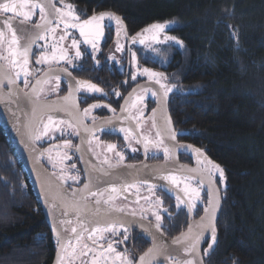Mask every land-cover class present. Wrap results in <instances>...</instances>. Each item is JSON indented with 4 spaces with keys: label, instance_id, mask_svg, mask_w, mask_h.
Returning a JSON list of instances; mask_svg holds the SVG:
<instances>
[{
    "label": "trees",
    "instance_id": "obj_1",
    "mask_svg": "<svg viewBox=\"0 0 264 264\" xmlns=\"http://www.w3.org/2000/svg\"><path fill=\"white\" fill-rule=\"evenodd\" d=\"M67 1L86 14L112 11L134 33L170 22L140 49V64L164 74L175 124L224 169L206 264H264V0ZM50 234L0 126V264H49Z\"/></svg>",
    "mask_w": 264,
    "mask_h": 264
},
{
    "label": "flooded vegetation",
    "instance_id": "obj_2",
    "mask_svg": "<svg viewBox=\"0 0 264 264\" xmlns=\"http://www.w3.org/2000/svg\"><path fill=\"white\" fill-rule=\"evenodd\" d=\"M38 2L44 6L45 16L47 19L50 18V20L55 19L57 15L55 11L56 8H64L66 4L73 5L67 0H64V4H61L60 0H38ZM76 11L82 20L87 19L94 13L99 14L100 12H109L107 10H100L85 15L82 14L81 11H78V9H76ZM3 19H10L14 28H17L16 26L21 23L34 26L44 21L41 19L38 9L35 11L31 20L27 22H23V17L16 14H5L0 12V26H2ZM102 23L105 25V35L99 42V51L96 52H93L91 45L83 43V38L80 36L78 29L67 30L68 35L63 41L59 42L58 46L62 45L68 50L69 57L73 58L71 64L66 61H60L59 63L55 61L50 63H37L42 52L49 56L52 55V45L57 44L59 37L65 35L63 25H60L54 34L49 33L46 37V41L37 40L36 44L33 45L32 54L29 56V74L26 78L23 73H21L20 78L16 79L15 73L16 71H19V69L11 68L7 60L1 61L8 67L16 82L24 90H28L35 80L38 79L45 70L51 67L67 69V71L73 75L75 79H73L74 82H72V85L75 89L78 102L77 117H80L86 126L102 122L100 128L89 133L87 142L88 152L99 168H114L126 164L141 162L143 160L149 162L168 160L171 158L172 148L167 140L160 134L157 136V133L159 132L154 123V106L156 103L155 95L152 94L154 90L147 86L138 87L143 82H155V80H149L147 74H142L143 69L145 68L151 69L153 72L156 71L150 66L141 65L139 56L140 49H146V47L149 46L148 42L151 40V35H149V33H144L143 39L145 41L143 44L139 42V39L133 43L132 37L135 36L137 32H131L126 27V34L125 31H120L118 36L117 31L120 26L117 25L114 20L110 22L111 27H108L109 21L107 18ZM49 26L54 27L55 24L48 25L47 27ZM47 27L38 35L44 34ZM5 31L7 38H10L11 34L7 33L6 29ZM17 35L21 38L22 45L26 43V39L30 37L33 38L34 36L33 34L29 36L26 32H17ZM72 39L81 42L80 51L83 55L79 59L74 58L75 49L71 47ZM117 41L123 45V51H116ZM46 43L48 46L45 48L44 45ZM7 47V42L5 41L3 47L0 48V52L7 55ZM133 53H135V59H133ZM93 55L95 58H93ZM111 57H115V59H112ZM97 61H99V63H97ZM133 75H135V79H133ZM57 76L60 77L59 82L56 80ZM25 79L28 81L27 86L25 85ZM77 80L89 81L102 89V91L92 92L84 89L77 91L75 84V81ZM44 81H47V83ZM44 81L36 94L39 100H47L65 95L71 87L70 81L59 74L52 75ZM161 83L165 84L162 79ZM117 92L120 95H116ZM137 96H143V101H136ZM170 96L171 94L169 97ZM133 103H135V107H133ZM92 105H99V107H91ZM85 109H89L87 114H85ZM47 117L43 119V122H47ZM133 117L136 118L134 119ZM170 117L176 131H185L182 135H176V143L169 142L174 145L173 150L175 148L177 151L179 161L198 168L204 167L198 163V161L204 160L205 158L217 164V162L205 153L203 148L195 145V143L189 140L188 130L179 128L175 124L171 113ZM56 120H63L64 123L60 124L58 127H51L47 134H43V124H40L39 133L37 135L39 138L36 140L37 145L41 149L40 159L43 165L65 186L71 189L78 188L86 181V176L77 151L79 127L71 120L60 118H56ZM69 125H72V127H69ZM121 129L130 130V134L126 131H121ZM125 136H128V139H125ZM145 137L159 143V146L157 147L154 146V144H149L147 151H145ZM65 141H70V144L65 146ZM181 143H190L198 147L203 155L201 156L196 152H187L180 146ZM109 144L115 145L116 147L109 150ZM165 148L169 150L167 159L164 155ZM117 154L122 155L123 160H120L119 155ZM105 160H107V163H105ZM174 174L186 175L180 172ZM72 177H77V179L74 180ZM213 178L218 183V174ZM112 185H115L118 190H120L123 185H135V187L129 188L128 191L123 192L118 191L113 193L111 191H105V189H110V186ZM148 185H150V183L134 181L122 183L114 181V183L96 186L87 191L85 198L92 201L100 199L101 203L104 204L103 200L112 197L110 203L104 205L115 210L117 208H123V213L143 218L154 224H157L155 214H159L161 216V220L159 221L161 225L160 228L170 237L184 229L190 220L197 218L202 213L207 203V192L203 186L200 191V199L196 201L194 208H190L187 202L178 205L176 196L179 195L181 199L185 201L186 197H184L183 192L180 191L179 188L173 187L168 181H165L164 187L169 188L171 194L165 192L163 187L157 185L155 189L150 191ZM192 186L200 187L196 180L192 181ZM180 187L182 188L183 185ZM90 192H98L102 193V195L93 197L89 194ZM145 197L148 199H145ZM157 197L163 201L162 206L156 203ZM165 209L167 211H165ZM109 223L114 222L99 225L106 226ZM115 224L119 227L122 223ZM61 225L63 228V233L61 235L63 247L70 239L73 244L75 243V234L72 233L73 227H75L77 233H79L84 227L90 228L97 226H87L74 219H64L61 221ZM123 226L124 227L115 235L105 233L104 236L106 239L100 241V243L106 248L110 241H123V243H118L114 246L119 252H124L125 249H127V254L135 264L138 256L147 250L150 242L136 230L131 229L125 224H123ZM124 229H127V240H124ZM49 238L53 247L52 257L49 264H53L59 240L55 239L52 234H50ZM82 243H88L92 246L91 241H88L87 239ZM208 244L209 240L205 241L201 249L205 263V259L209 254V252L207 255L205 254V249L208 248ZM69 251H71V249H69ZM61 254H63V251ZM86 259L90 260L91 256H88ZM171 262L172 264H183V261L178 259H171ZM64 264H81V258L66 257ZM117 264H119V262H117Z\"/></svg>",
    "mask_w": 264,
    "mask_h": 264
},
{
    "label": "water",
    "instance_id": "obj_3",
    "mask_svg": "<svg viewBox=\"0 0 264 264\" xmlns=\"http://www.w3.org/2000/svg\"><path fill=\"white\" fill-rule=\"evenodd\" d=\"M5 1L0 0V3H4ZM47 20H50V18ZM39 25L41 27L37 28L36 25L29 26L21 23L16 26V30L18 33L26 32L29 36L33 34L34 38L48 26L45 20ZM0 67H2V70H0V80L3 81L0 83V126L8 136L23 169L28 175L49 231L55 239L59 240L53 264H56L57 255L58 253H62L63 249L61 237L63 228L61 221L64 219L83 221V224L87 226L108 222L122 223L136 230L150 242V245L146 251L138 256L135 264H139V258L144 256L150 248L158 253L154 258L153 264H172L171 259L182 261L193 259L195 264H200L201 258L202 264H205L201 249L206 240H209V243L211 242L210 230L205 232L204 237L197 244L194 251L186 253L185 248L191 247L196 236L201 231L202 217L205 218L203 225L208 224V217L205 214V208L208 207V189L210 187L207 174H204L202 177L204 180L203 187L207 192V203L202 213L197 218L190 220L184 229L171 237L167 236L160 227L157 228L156 224L143 218L116 211L102 203L96 205V201L85 198L87 191L96 186L114 183V181L122 183H126L127 181L145 182L164 188L165 181L161 177L169 173L180 172L194 176L197 179L201 178L200 172L187 171L188 169H197L198 167L179 161L177 151L175 148L173 150L174 145L172 143H176V135L185 133V131L175 130L170 117L168 101L169 95L173 93V90L165 97L163 94L164 89L156 82H143L138 86L151 87L156 93L154 123L159 134L167 140L172 148L171 158L153 162L143 160L119 167L102 169L96 165L87 148L89 133L100 128L102 122L86 126L82 122V119L77 117L78 102L75 89L72 85V82H74L73 79H75L73 75L68 71L65 72L62 68L51 67L45 70L28 90H24L16 82L10 70L1 60ZM56 74L62 75L70 81L71 87L68 93L47 100H39L36 96L39 87L45 79ZM9 78L15 82L10 84L8 82ZM37 81H40V83H37ZM33 86H35V92L33 91ZM65 97L70 98L68 101H65ZM50 107L55 108L56 111L50 112ZM33 109H35V114H33ZM48 115H53L55 118L71 120L79 127L77 151L86 176V181L78 188L71 189L65 186L43 165L40 159L41 149L37 145L36 140L40 124ZM173 134L175 135V139L172 138ZM180 146L190 153H195V149H199L190 143H181ZM85 185H88V187L85 188ZM211 188L214 190L218 189L219 196V206L216 209L215 218L216 227L222 208V198L219 185L216 181L211 185ZM216 196L217 192L213 191L212 198L214 203ZM190 227L191 231H189ZM176 241L179 242L177 243ZM145 264H148V257L145 258Z\"/></svg>",
    "mask_w": 264,
    "mask_h": 264
},
{
    "label": "snow or ice",
    "instance_id": "obj_4",
    "mask_svg": "<svg viewBox=\"0 0 264 264\" xmlns=\"http://www.w3.org/2000/svg\"><path fill=\"white\" fill-rule=\"evenodd\" d=\"M61 4H64V0H60ZM39 10L41 19L46 21L47 25L55 24L54 27H47L44 34L38 35L34 38L26 39L25 44H21V38L17 35L16 28L13 27V23L10 19H3L2 20V26H0V48L3 47L5 44V41L7 42V55H4L3 52H0V60H7L8 64L13 69H19V71H16L15 76L16 79H19L21 76V73L25 76V78L29 74L28 70V64H29V56L32 54V47L34 44H36L37 40H45L49 33H55L57 31V28L60 27V25H63V28L65 30V35L59 37V41L57 44L52 45V55L49 56L46 53L42 52L41 56L38 58L37 63H50L52 61H55L59 63L60 61H66L67 63L71 64L72 59L69 57L68 50L64 48L62 45L58 46L60 41H63L65 37L68 35L67 30L68 29H78L80 36L83 38V43L87 45H91L93 52L99 51V42L104 37V27L105 25L102 23L107 20L109 21L108 27H111V21H115L117 25L120 26V28L117 31V35L119 36L120 31H125L123 20L120 16L116 15L113 12H100L99 14L94 13L92 16L88 17L87 19H81L80 15L77 14V11L75 9L74 5L66 4L64 8H56L55 11L57 13L54 20H47L45 16V8L42 4L38 2V0H6L4 3H0V12L2 13H13L20 17H23V22L30 21L32 16L35 14L36 10ZM82 14L86 15V10H81ZM170 22L165 23H153L146 28H144L141 32H137L135 36L132 37V42L135 43L137 39H139V42L141 44L144 43L143 35L144 33H150L151 39L154 41L159 42L160 39V33H163L165 31V28L167 24ZM37 28L41 27V25L37 24ZM7 33H10V38H7ZM164 41L173 40L176 41V37H171L165 35L163 37ZM80 41L76 39H72L71 47L75 49V59H79L83 53L80 51ZM177 43H181L182 41H177ZM48 45L47 43L44 45L46 48ZM116 51L120 52L123 51V45L117 41L116 45ZM133 59H135V53L132 54ZM93 58L94 55H93ZM112 59H115V57H111ZM99 63V61H97ZM0 70H2V67H0ZM65 72H67V69H64ZM142 74H147L149 80H155L157 84L160 85L162 89H164V96L166 97L169 92L172 91L171 87H168L165 84L161 83V79L165 78L163 73H157L153 72L151 69L145 68L143 69ZM69 75H71L69 73ZM135 75H133V79H135ZM60 77L57 76L56 80L59 82ZM3 81L0 80V83ZM10 84L14 83L15 81L9 78L8 81ZM47 83V81H44ZM27 79H25V85L27 86ZM37 83H40V81H37ZM76 84V90L80 91L81 89L92 91V92H99L102 91V89L98 88L95 84L90 83L89 81L85 80H77L75 81ZM33 91L35 92V86H33ZM42 91V90H41ZM153 95H156L155 92L152 93ZM116 95H120L118 92ZM70 97H65V101H68ZM136 101H143V96H137ZM91 107H99V105H92ZM133 107H135V103H133ZM49 111H56L55 108H49ZM85 114L88 113L89 109H85ZM123 111V109H122ZM33 114H35V109H33ZM142 115V113H141ZM134 119L136 117H133ZM43 124L44 133L47 134L49 129L51 127H58L60 124H63V120L57 121L56 118L53 115H48L47 122H41ZM69 127H72V125H69ZM121 131H126L130 134V130L128 129H121ZM157 136H159V133H157ZM39 137H37L38 139ZM173 139H175V135L172 136ZM125 139H128V136H125ZM65 146L70 144V141H65ZM149 144H154V146H159V143L154 142L152 140H149L147 137L144 138V145H145V151H147ZM116 146L109 144L108 149L112 150ZM190 147V146H189ZM135 151V149H134ZM196 153L203 155L202 151L200 149H195ZM119 155L120 160H123V156ZM164 155L165 158H168L169 150L167 148L164 149ZM67 158V157H65ZM105 163H107V160H105ZM201 165L204 167L197 168V169H188V172H200L201 178L197 179L194 176L191 175H178L174 173H169L166 175H163L161 179L168 181L173 187L179 188L180 191L183 192L184 197H186V201L182 200L179 195L176 196V200L178 202V205L181 203L187 202L190 208L195 207V203L197 200L200 199V191L201 187L204 185L203 175L207 174L209 178V199H208V207L205 208V214L208 217V224L203 225L204 217L201 218V231L196 236L195 241L192 243L190 248H185L186 253H191L196 249L197 244H199L200 240L204 237L205 232L210 230L211 235V242L208 244V248L205 249V254L207 255L210 250L214 248V246L217 243V229L215 227V218H216V209L219 206V196H218V189L214 190L211 188V185L214 184V179L217 174L221 180V182L224 181L225 175H224V169L219 165L211 160H207L206 158L204 160L198 161ZM72 179H77V177H72ZM196 180L197 184L200 185V187H193L192 181ZM183 185L181 188L180 186ZM88 185H85V188H87ZM135 187V185H123L120 190L117 189L115 185L110 186V189H105V191H111L113 193L118 191H128L129 188ZM149 190L156 188V185H148ZM163 190L165 192L170 193V189L167 187H164ZM213 191L217 192L215 203L213 202L212 193ZM93 197H97L102 195V193L98 192H90L89 193ZM145 199H148L145 197ZM112 200V197H109L107 200H103L104 204H109ZM138 202V201H137ZM101 203L100 199L96 200V205H99ZM156 203L159 205H163V201L157 197ZM116 211L123 212V208H117ZM165 211H167L165 209ZM134 214V213H133ZM156 215L157 224L156 227L159 228L161 225L159 221L161 220V216L159 214ZM79 223L83 224V221H78ZM70 223V222H69ZM124 226L123 224H120L119 227L115 223H109L106 226H102L97 224L95 227H84L81 232L77 233V229L75 227L72 228V233L75 234V243L73 244L72 240L70 239L67 244L63 247V254L58 253L57 255V264H64V261L66 257L69 258H81V264H134V261L129 257L128 250L125 249L124 252L117 251V248L114 246L118 243H123V241H110L107 244V247L104 248L103 244L100 243V241L106 239L104 236L105 233H110L112 235H115L117 232L120 231ZM189 231H191V227L189 228ZM127 229H124V240H127ZM85 239L88 241H91L92 246H90L88 243H82ZM177 243L179 241H176ZM71 249V251H69ZM158 255V253L154 249H149L147 253H145L144 256H141L139 258V264H145V258L148 257V264H153L155 256ZM88 256H91V259H86ZM171 259V258H169ZM183 264H195L193 259H189L186 261H183ZM200 264H202V258L200 260ZM233 264H237V261L235 258H233Z\"/></svg>",
    "mask_w": 264,
    "mask_h": 264
}]
</instances>
